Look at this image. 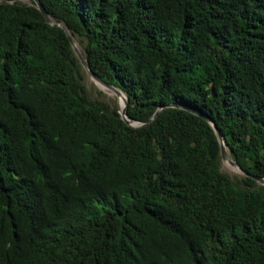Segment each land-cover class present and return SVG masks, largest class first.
Listing matches in <instances>:
<instances>
[{"label": "trees", "instance_id": "1", "mask_svg": "<svg viewBox=\"0 0 264 264\" xmlns=\"http://www.w3.org/2000/svg\"><path fill=\"white\" fill-rule=\"evenodd\" d=\"M37 1L0 0V264H264V0Z\"/></svg>", "mask_w": 264, "mask_h": 264}, {"label": "water", "instance_id": "2", "mask_svg": "<svg viewBox=\"0 0 264 264\" xmlns=\"http://www.w3.org/2000/svg\"><path fill=\"white\" fill-rule=\"evenodd\" d=\"M33 1H34V4H35V7L39 11H41V13L45 17L46 21H48L50 23H56L55 21L52 20V18L49 16V14L46 11H44L42 5L37 0H33ZM57 24L61 25L65 29V31L67 32V37H68L69 43L71 44V47H72L75 55L78 58L79 62L82 64L83 68L88 72V74L90 76H92L100 84L105 86L106 88L114 90L116 92V94H121L122 92L124 93V91L122 89H120L118 86H116L114 84H110V83L104 81L94 71H92L89 68L90 65H89L88 60L86 59L84 54L80 50H78V48L74 44L73 37L70 35V32H69L67 26L63 22H58ZM124 95H125V99H124V101L122 103V107L120 109L119 108H117V109L119 110L120 115L125 119V121L127 123L131 124V126H133V127L145 125L146 123L150 122L154 117H156V115L160 112L161 108L163 107V105L157 106L154 109L155 111L149 117L145 118V120H136V119L131 118V116L127 115L126 104H127V101H128V97H127V95L125 93H124ZM174 106H177V105H174ZM183 107H185V106H183ZM185 108H187V107H185ZM189 109L193 110L191 108H189ZM193 111L197 112V110H193ZM197 114L203 116L205 119H207L214 126V129L216 130V133L218 135L217 136L218 142L220 143V156L222 158H227L228 161L231 164L237 166L243 172L244 170H242V167L239 165V163L234 158L229 156V152H228V150L226 148L227 143L224 140V137H223L224 134L222 133V131H220L219 128L214 124V122L212 120H210L206 115H204L202 113H199V112H197ZM253 175L258 180H260L262 183H264V176L255 175V174H253Z\"/></svg>", "mask_w": 264, "mask_h": 264}, {"label": "rangeland", "instance_id": "3", "mask_svg": "<svg viewBox=\"0 0 264 264\" xmlns=\"http://www.w3.org/2000/svg\"><path fill=\"white\" fill-rule=\"evenodd\" d=\"M20 1L28 2L29 0H20ZM73 41L77 43V41L74 38H73ZM78 45H79V50L82 52L81 44H78ZM80 71H81V77H82L80 79L81 83L84 85L85 90L90 98L96 99L98 100V102L104 103L110 109L112 107L118 108L117 99L121 100L122 102L124 101L125 99L124 94H116V92L111 89L107 92L103 89V87H99L97 81L88 74V72L83 68V66L81 67ZM219 165L221 167L220 169L227 172L228 175H230L233 179H235L236 177L239 178L242 176L241 175L242 171L237 166L231 164L227 158H222L220 156Z\"/></svg>", "mask_w": 264, "mask_h": 264}, {"label": "bare ground", "instance_id": "4", "mask_svg": "<svg viewBox=\"0 0 264 264\" xmlns=\"http://www.w3.org/2000/svg\"><path fill=\"white\" fill-rule=\"evenodd\" d=\"M74 44L76 45V47L78 48V50H79V45L77 44V43H75L74 42ZM97 83H98V85H99V87H103V89L105 90V91H109L110 89H108V88H106L105 86H103L102 84H100L98 81H97ZM121 94H124L123 92L121 93ZM112 96V95H111ZM117 102H118V108L120 109L121 107H122V101L121 100H119V99H117ZM226 148H227V150H228V147H227V145H226ZM235 169V168H234Z\"/></svg>", "mask_w": 264, "mask_h": 264}]
</instances>
